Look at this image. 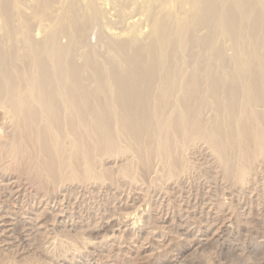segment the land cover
I'll return each instance as SVG.
<instances>
[{
  "label": "rangeland",
  "instance_id": "obj_1",
  "mask_svg": "<svg viewBox=\"0 0 264 264\" xmlns=\"http://www.w3.org/2000/svg\"><path fill=\"white\" fill-rule=\"evenodd\" d=\"M76 1L87 14V29L80 39L71 36L69 52L61 58H72L83 69L78 82H48L44 98L52 103L54 127L47 129L37 102L24 107H33L35 118L21 119L15 82L24 81L19 84L27 93L32 89L26 83L36 75V62L46 64L54 55L53 48L45 49L54 32L42 33L40 26L29 32L23 17L31 9L22 3L30 0H0V264H264V2L224 0V6L221 0H157L166 29L159 37L146 35V13L132 10L141 0H106L107 7L100 1L94 13ZM70 7L74 16L81 13L78 6ZM231 13L229 32L219 20ZM57 19L71 27L66 17ZM102 58L172 61L173 68L172 63L165 68L174 95L155 103L137 81L127 91L130 106L140 108L139 118L112 119L96 133L81 126L77 136L67 134L64 126L76 112L64 114L57 83L65 82V89L76 83L74 91L93 96L89 104H103L107 83L98 89L99 78L90 81L93 72L84 67ZM95 69L102 77L108 74L103 67ZM56 72L71 71L59 67ZM138 72L147 74L148 68ZM151 72L159 86L166 71L155 67ZM112 147L120 152L118 159L102 155ZM89 160L95 162L91 172L85 169ZM12 179L24 193L18 208L22 201L37 207L40 199L47 203L59 194V209L65 212L57 222L44 212L28 238L21 220L15 223L16 209L5 201ZM62 190H69L68 196ZM190 194L193 200L197 196V211L204 200L208 215L225 214L219 229L216 224L207 235L189 237L172 232L164 243L133 230L137 218L131 209L135 205L139 215L149 216L155 199L163 202L165 214H178L175 222L182 229L198 226L181 210L194 207L188 205ZM90 201L106 211L94 224L86 215ZM201 217L204 226L213 224L207 214ZM21 234L23 241L17 239Z\"/></svg>",
  "mask_w": 264,
  "mask_h": 264
},
{
  "label": "bare ground",
  "instance_id": "obj_2",
  "mask_svg": "<svg viewBox=\"0 0 264 264\" xmlns=\"http://www.w3.org/2000/svg\"><path fill=\"white\" fill-rule=\"evenodd\" d=\"M80 1L84 2V5L86 6L87 10L90 11V13H94V11L97 10V8L99 7L100 1H101V5H103L104 7H107L106 0H80ZM128 1H132L134 3L140 2V0H128ZM141 1L142 2L138 4L137 7H134V9L132 10H136L137 13L139 14L140 12L146 13L145 21H144L145 23L144 25H142L143 27L145 26L143 30L146 31V35H148L149 33H152L153 35L156 34L157 36L160 37L162 33L164 32L166 33L165 31L166 29L163 30L164 18L162 17L161 12L158 11V6L156 5L157 0H153V1L152 0L151 1L141 0ZM172 1L175 2L176 0H172ZM221 1H222L221 3L225 6L224 0H221ZM255 2L263 3L264 0H255ZM22 5L25 6L26 8L31 9V13L29 14V17L28 18L23 17L25 19V22L30 27L29 32H36V27L39 28V26H40L39 31H42V33L54 32L53 39H51L48 43L45 42L46 45L45 44L44 45L46 46L45 49H48L49 47H51L54 49L55 52L53 51L54 53L53 56L48 55L50 59L45 61L46 64H44V62H36L37 64L36 75L31 76L29 78L28 83H26L28 86H30V89L32 88L28 93L22 90L21 88L23 86L19 84V82H24V81L22 80L19 81V79L16 80L15 85L18 91L15 93V96L17 98V103L19 104L18 113L20 114L21 119L24 117L23 120L30 121L31 119H34L35 118L34 113H37V112H35L33 107L29 109H25L24 107L28 105L31 106L33 102H37L40 105V110L44 112V116H42L40 119L44 122V125L46 126L47 129H51V127H54L52 125L51 109H50V106L52 105V103H49L48 100L44 98L45 91L48 89L47 86L50 85L48 82H52L53 79H58L61 81V80H65V79L67 80L69 78H72L73 79L72 82L79 81L81 70L83 68L81 66H78L77 63L72 58L68 59L66 57L63 59L61 57L66 56V54L69 52V44L67 45V42L68 40L69 41L71 40V36L73 35L80 39L82 32L87 29V23L85 21L87 20L86 19L87 14L84 12L82 5H80L76 0H30V3L23 2ZM70 6H78L79 7L78 9L80 10L81 13L78 14L77 16L76 15L74 16V14L72 13L73 11H71L73 7H70ZM125 8L126 6L124 7V9ZM59 15L66 17L67 21L69 22L71 26L70 28H66L65 24H62V19H57L58 22H56L55 19ZM221 19H222V22H221ZM100 21L102 20L100 19ZM219 21L221 22V26L222 27L226 26L228 28V31L230 32L231 30H230L229 24L231 21H234L233 14L231 13L228 16L222 15ZM68 29H71L72 31ZM130 37L133 38V36H130ZM166 63H172L171 69L173 68V62L169 60L167 61V60L152 59V60L145 61V60H133V59H127V58H121V59L102 58L101 60H97L95 62H88L84 67L86 69L87 68L90 69L93 72L90 78V81L93 80L96 76V78H99L98 89L101 88V83L106 82L107 83L106 85L108 86V90H104V92H102V93H105L103 104H98V105L88 103L89 100L93 98V96L80 95L76 91H74L73 87H77L76 83L72 86V89H65L66 87L63 88L62 86L64 85L65 82H63V84L57 83V86H58V88L56 86L57 92L64 100V106H63L64 114L70 116L73 112L77 113V114L74 113V115L72 114L71 117L68 118V121L70 122L68 123L69 127L68 125L64 126L65 130L67 131V134H73L77 136L78 135L77 129L78 127H81V126L85 128L86 133H89L88 129L90 130V132L94 131L96 133L97 127H106V125L112 119H116L118 120V122L124 121L125 119L127 121L133 122L135 121V119L139 118L137 114L140 108L136 107V109H133L132 107L135 104L130 106V104H132V99H131V95L129 91H127V87H129L130 85H136L137 81L147 91V93L155 99V103L157 102L158 99H161L162 101L167 100L165 98L166 95H168V97L169 95L173 96L174 94H170L171 88L173 86H172V82L169 81L170 74L168 70L165 68ZM142 66H144L145 69L146 67L148 68L147 74H140V72H138L140 71ZM59 67L66 68V70L70 69L71 72H68V73L59 72L58 74V72L56 71L57 69H59ZM97 67L105 68L108 71V74L105 75L104 77H102L99 74H96L95 68ZM155 67L156 68L158 67L161 71L163 70L166 71L165 73L166 77L162 79V82H160L159 80L160 82L159 86L156 83L157 80L152 79V76L149 75V74H153L151 70H153ZM54 85L56 84L54 83ZM178 109L184 110L182 109V107ZM136 110H137V114L135 115ZM29 114L30 116H27ZM85 119L89 120V122L88 123L85 122ZM143 120H144V117L142 118V121ZM183 120H184V117H183ZM0 126L1 128H3V125H0ZM112 135L113 133L111 134V136ZM114 147L117 148L116 145H114ZM114 147H112L111 150L106 149L102 151V155L109 156L107 157L109 160L112 158L115 159V157H117L118 159L119 158L118 153L120 152L117 153ZM94 164L95 162H91L89 160L85 164L86 165L85 169L88 170L89 168L91 172L92 170H94ZM79 165H83V162ZM68 191L69 190H62L60 193H62V196H68L69 194ZM5 193H6L5 201L10 206H14V208L16 209L15 211L18 217L15 216V219H16L15 223L17 224V221L21 220L20 223L21 224L23 223L21 226L25 228V233L28 232L27 234L28 238H30L31 235L37 232L35 231V228L37 227V223H36L37 219L44 212L50 211L49 216L54 222H57L58 221L57 218L59 217V215H62L65 212L59 209L60 208L59 202H57L59 194L56 195L55 197L53 196L54 198L51 197L53 198L52 200L51 198H49L47 203H44L43 200L40 199L38 201L37 207L33 206L34 201L32 202L31 206L29 205V203L26 205L25 201H22L18 208L17 207L18 199L21 197L22 194L24 195V193H23V190L20 188V185L17 184V181H15V179H12L8 183H6ZM191 195L192 194H190V196L187 199L188 205L190 204L194 207H192L191 210H188V209L184 211L183 209L181 210L183 213L187 215L188 218L197 219L198 226L186 227V229H182V223L179 222L177 225L175 222L177 220L176 217L174 216L175 213H173L172 216L165 214L161 208L162 207L161 204L163 202L160 204L158 200L155 199V204H154L155 208L153 207V211L149 213V216L148 215L145 216L144 213H140L139 215L138 207H136L135 205L133 209H131V211L135 212V215L137 218V220L134 221L136 225L133 223L135 225L133 230L138 234L145 232V234L147 235V239L150 236L151 238L156 237V239L161 238L160 240H158V242L164 243V240L172 232L173 233L178 232L179 234V231H181V232H184V236L189 237L192 235L196 236V234L199 235L200 233L202 235H207L210 229L213 227V225H216V224H218L219 226L218 229H219L221 227L220 224L221 223L224 224L225 214L222 213L223 215L222 217H220L221 215H219V213H215L216 216L208 215L209 213H211V210H207L206 208L207 203L204 200L201 201V207L197 211V196L193 200L191 199L192 198ZM34 196L37 198L39 195L36 193ZM91 204L96 205L94 201H90L88 203L89 208L86 210V215L89 217V221L94 224L97 222L98 218L102 219L105 217L104 215L106 211L102 214L100 206H99V209H96L97 205L91 207ZM72 209L74 212L76 211L75 208H72ZM181 210H178V213H180ZM2 213H3L2 207L0 206V221H2L1 219L3 218ZM28 214L29 215L35 214L36 219L34 218L29 219ZM203 214L205 215L207 214V217L212 220L213 222L212 225L209 224L210 226L208 227L207 225L206 226L203 225V221H201L202 219L201 216ZM169 217H173V220H170ZM27 219H29L28 221L30 223H27L28 222L26 221ZM108 221L109 220H107V222ZM90 222L87 224L88 226H90ZM139 223L140 225L142 224V227H138ZM28 226H31V227H28ZM202 228H205V229L203 230ZM130 230L131 229H129L128 227L125 229V231H130ZM127 233H130V232H127ZM23 235L24 234H21L20 236L17 237V239L23 241L22 240L24 239L22 237ZM91 254L94 255V253H91ZM109 256L110 254L106 255V257H109ZM88 264H92V263L88 262Z\"/></svg>",
  "mask_w": 264,
  "mask_h": 264
}]
</instances>
